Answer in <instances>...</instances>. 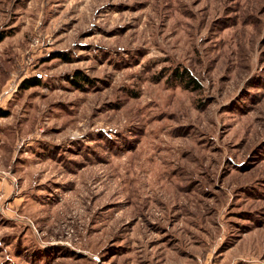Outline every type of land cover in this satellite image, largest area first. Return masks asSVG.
<instances>
[{
	"label": "rangeland",
	"instance_id": "374dc122",
	"mask_svg": "<svg viewBox=\"0 0 264 264\" xmlns=\"http://www.w3.org/2000/svg\"><path fill=\"white\" fill-rule=\"evenodd\" d=\"M0 38V264H264V0H0Z\"/></svg>",
	"mask_w": 264,
	"mask_h": 264
},
{
	"label": "trees",
	"instance_id": "16d2710c",
	"mask_svg": "<svg viewBox=\"0 0 264 264\" xmlns=\"http://www.w3.org/2000/svg\"><path fill=\"white\" fill-rule=\"evenodd\" d=\"M79 77H81V76H78V78ZM174 77L182 85L185 84L186 86H194L195 88H199L200 87V84L195 79L194 75L191 72H189L187 69L186 70H182V71L177 69L175 71ZM82 79L85 80L84 77ZM74 82H75V84H79V82L77 81V76H76ZM40 84H41V81L39 79H37V78H34V79H30V80L24 81L23 84H22V88L23 89H29V88H32V87L39 86ZM6 115H7L6 112H2L0 110V116L1 117H4Z\"/></svg>",
	"mask_w": 264,
	"mask_h": 264
}]
</instances>
